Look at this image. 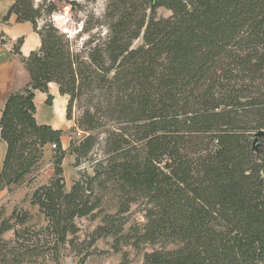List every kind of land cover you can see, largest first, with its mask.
I'll list each match as a JSON object with an SVG mask.
<instances>
[{"label":"trees","instance_id":"16d2710c","mask_svg":"<svg viewBox=\"0 0 264 264\" xmlns=\"http://www.w3.org/2000/svg\"><path fill=\"white\" fill-rule=\"evenodd\" d=\"M159 7L171 15L158 17ZM56 10L16 0L4 17L32 22L42 45L21 56L30 82L2 111L0 190L56 144L55 177L32 194L46 223L35 242H20L15 229L24 258L73 244L76 218L100 210L112 191L119 209L97 235L122 233L117 214L145 201L139 239L172 245L145 252L143 264H264V135L254 144L264 131V0H109L104 19L83 28L105 34H90L81 49L53 23ZM51 82L69 96L67 118L80 112L75 128L85 136L68 149L76 163L97 146L104 153L69 191L63 130L36 117V91ZM11 219L24 225L28 213ZM14 228L3 222L0 233Z\"/></svg>","mask_w":264,"mask_h":264},{"label":"rangeland","instance_id":"374dc122","mask_svg":"<svg viewBox=\"0 0 264 264\" xmlns=\"http://www.w3.org/2000/svg\"><path fill=\"white\" fill-rule=\"evenodd\" d=\"M108 3L109 0H34L35 6L43 5L46 8V6L54 4L57 7L56 11L68 12L72 16L68 27L73 30V36L69 39L73 42L75 49H81L90 34L97 32L100 28L105 34V27H93L89 32H85L83 28L86 22L91 24V27L96 26L99 19L103 20ZM171 13L165 7L157 9L158 17H168ZM43 24L44 21L39 20V25ZM142 41V37L135 40L134 46L141 44ZM79 115V109L74 107L72 118H67L68 121L63 132L67 135L69 142L81 140L85 136L82 130L75 128ZM51 144L45 146L43 158L29 174L22 180L0 190V226L3 222L15 225L14 229L0 233V264H143L145 252L165 246L172 247V245H165L160 241L139 239L147 224L145 201L134 203L128 212L117 214L118 224L125 222L122 233L97 235V228L103 224L102 218L106 214L116 213L119 209V198L110 191L100 210H96L93 215L76 218L79 232L76 237L70 236L75 238L73 244L67 243L56 254L47 253L24 258L21 251L18 250L19 247L15 246V229L21 231L20 242H25L29 238L31 240V236L36 239L40 228L46 223L39 208L32 203V194L37 187L48 184L55 177L56 147H52ZM103 156V148L97 146L88 157L82 158L79 163H76V156L67 150L63 160L66 189L68 191L71 189L75 180L80 177V173L93 174L94 164ZM14 211L18 216L27 212V223L22 225L16 219H11Z\"/></svg>","mask_w":264,"mask_h":264},{"label":"crops","instance_id":"0c3cea01","mask_svg":"<svg viewBox=\"0 0 264 264\" xmlns=\"http://www.w3.org/2000/svg\"><path fill=\"white\" fill-rule=\"evenodd\" d=\"M16 0H0V118L5 102L10 94L24 90L30 82V74L21 59L31 52L37 51L42 45L40 34L30 21H18L16 14H11L8 20L4 17ZM23 38L20 54L14 52L17 41ZM48 94L53 96L52 104H47ZM69 96L60 93L56 82L49 84V92L36 91V117L39 123L50 124L56 129L64 130L67 123V104ZM57 103L63 106L62 113L56 115L53 108ZM57 121V122H55ZM69 139L63 132L62 145L69 148ZM7 152V142L0 133V172Z\"/></svg>","mask_w":264,"mask_h":264},{"label":"built area","instance_id":"2783aa9c","mask_svg":"<svg viewBox=\"0 0 264 264\" xmlns=\"http://www.w3.org/2000/svg\"><path fill=\"white\" fill-rule=\"evenodd\" d=\"M52 21L68 38L73 36V30L68 27V24L72 21V16L68 12L56 11L52 15ZM52 147H56L55 143L51 144Z\"/></svg>","mask_w":264,"mask_h":264},{"label":"bare ground","instance_id":"6f19581e","mask_svg":"<svg viewBox=\"0 0 264 264\" xmlns=\"http://www.w3.org/2000/svg\"><path fill=\"white\" fill-rule=\"evenodd\" d=\"M62 110H63V106L60 103H57L55 107L53 108V111L56 115H60V113H62Z\"/></svg>","mask_w":264,"mask_h":264},{"label":"water","instance_id":"95a60500","mask_svg":"<svg viewBox=\"0 0 264 264\" xmlns=\"http://www.w3.org/2000/svg\"><path fill=\"white\" fill-rule=\"evenodd\" d=\"M263 135H264V131H263V130H261V131H259V132L257 133V135H256V139H255V142H254V144H255V148H256V149H258V143H257V141H258L259 137H261V136H263Z\"/></svg>","mask_w":264,"mask_h":264}]
</instances>
